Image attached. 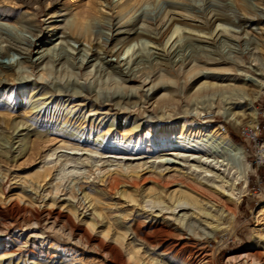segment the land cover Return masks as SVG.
Segmentation results:
<instances>
[{
	"label": "rangeland",
	"instance_id": "rangeland-1",
	"mask_svg": "<svg viewBox=\"0 0 264 264\" xmlns=\"http://www.w3.org/2000/svg\"><path fill=\"white\" fill-rule=\"evenodd\" d=\"M172 19L229 32L182 35L163 49ZM6 49L0 264H264V197L254 194L264 168L241 135L259 124L264 141V0H0ZM25 81L33 92L21 96ZM233 89L240 97L224 93ZM180 120L220 125L243 148L235 155L251 169L234 209L171 161L156 126ZM135 139L143 143L132 150ZM63 165L74 180L56 190ZM183 192L193 207H176Z\"/></svg>",
	"mask_w": 264,
	"mask_h": 264
},
{
	"label": "bare ground",
	"instance_id": "bare-ground-1",
	"mask_svg": "<svg viewBox=\"0 0 264 264\" xmlns=\"http://www.w3.org/2000/svg\"><path fill=\"white\" fill-rule=\"evenodd\" d=\"M220 20H222L220 14L216 13L212 17L211 21L213 25H215L216 22ZM176 21L177 19H172L171 21V24L174 26V29L172 30L167 41L165 42L163 49L168 45V43L172 38L174 39L171 42V44L174 42V40L177 37L182 35H184V37H186L190 41H198L199 39L202 38L213 39L212 38L213 34L216 31L229 32L228 29L220 28V25H216L212 33H206L201 30L194 29L195 28L194 26L192 27L186 24H182V27L178 26L174 24ZM69 31L75 32L77 31V28L75 26H69ZM143 36L145 35L139 33L136 34L134 38L135 40H138ZM171 44L169 46H171ZM147 45L149 48H154L152 45H149V43H147ZM8 51L9 49H6L4 52H0V56L8 55ZM47 69L48 68L44 70ZM32 74H33V69L31 68V75ZM4 77L5 79H9V77H13V76L5 74ZM20 86L22 87L20 89L21 96L33 92V85L28 83V81L20 83ZM241 91L233 89V90L225 91L224 93H229L232 97H237V96L240 97ZM36 108H38V106L37 107L33 106L31 107L30 111L32 112ZM249 111L253 117L252 121L255 122L254 121L256 116L255 109L249 107ZM36 112L37 111H35V113ZM227 117L229 118V121H231L233 120L234 114L229 112L227 114ZM4 122L8 126L12 124L10 120H6ZM255 124L256 123L252 125ZM156 128L158 134L162 137L163 140L162 142L168 148V151L172 152L171 161L176 162L182 168L188 170L187 172L189 174V177L187 178V181L193 187L199 188L220 199H223L227 203L226 206L227 208L233 207L234 209L239 203L241 197L246 193L247 184H248V175L251 169L249 164L243 163V160L240 161L239 158H237L238 155L237 157L235 155L236 153L237 154L243 153V148L241 147V145L232 141L228 137L226 130L220 125L217 126V128H214L211 127L210 125H207L205 122L200 123L194 121L192 123H187L186 121L180 120L172 124H168V123L162 124L158 127L156 126ZM43 139L44 138L34 140L33 143L35 145L32 147V149L34 150L38 146L46 142ZM131 142L133 145L132 150H134L135 148L139 149L141 144L143 143L141 139L131 140ZM214 142L220 144V146L223 145L225 151L223 152L218 151L217 148L219 147L215 149L213 145ZM229 152H231V154ZM156 159L162 160V156H158ZM158 167H159V161L156 162L154 161L153 168L158 169ZM73 171L74 168L72 171H67L66 165H63V167L58 171L56 175V180L58 181V183L55 185L56 190L61 188L63 184L65 182H68L70 179L73 178L74 180V177H72L73 174L71 173ZM189 192L181 193L180 198L176 204V207L189 208L195 205L197 199L192 195V193ZM150 204H151L150 207L157 206L159 208V206H161L160 204L163 203H160L159 201L157 202L155 201V202H150ZM233 216H234V212L232 211L230 214L231 220L233 219ZM256 216L257 218H259L260 216L262 220L264 219V205L263 206L261 205V207H259L256 210ZM259 232L260 233L264 232V228L259 230ZM129 260L132 262L136 261L133 256H130ZM155 264H159V263H155Z\"/></svg>",
	"mask_w": 264,
	"mask_h": 264
},
{
	"label": "built area",
	"instance_id": "built-area-1",
	"mask_svg": "<svg viewBox=\"0 0 264 264\" xmlns=\"http://www.w3.org/2000/svg\"><path fill=\"white\" fill-rule=\"evenodd\" d=\"M260 133L259 124L255 127H244L241 130V135L246 139L248 144H254L253 147V165L258 168H264V141H260L258 139V135ZM264 177V176H263ZM257 179V189H255L254 194L256 196L264 197V181L256 176Z\"/></svg>",
	"mask_w": 264,
	"mask_h": 264
}]
</instances>
